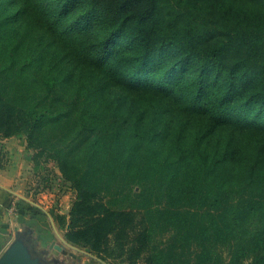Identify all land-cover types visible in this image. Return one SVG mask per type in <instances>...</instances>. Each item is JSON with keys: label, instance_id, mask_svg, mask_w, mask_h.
I'll use <instances>...</instances> for the list:
<instances>
[{"label": "trees", "instance_id": "16d2710c", "mask_svg": "<svg viewBox=\"0 0 264 264\" xmlns=\"http://www.w3.org/2000/svg\"><path fill=\"white\" fill-rule=\"evenodd\" d=\"M23 136L72 184L73 245L264 264V0H0V137Z\"/></svg>", "mask_w": 264, "mask_h": 264}, {"label": "rangeland", "instance_id": "374dc122", "mask_svg": "<svg viewBox=\"0 0 264 264\" xmlns=\"http://www.w3.org/2000/svg\"><path fill=\"white\" fill-rule=\"evenodd\" d=\"M39 55H44L46 57L45 60L38 63L39 66H42L40 77L43 76L44 73L47 75L46 72L50 69L52 63L58 61L57 53L54 51L44 53L40 50H32L27 47L24 56L26 60H23L19 67L24 70V76L29 77L28 79H31V77L36 74V68L30 67L28 61L31 59V61L34 60L36 62L41 58ZM23 138L26 139L25 136H23ZM30 151L32 152V168L29 169L30 176L27 181L30 188H28L27 192H30L29 195L33 197L35 203L42 207L41 209H45L48 212L46 219L49 233L52 234L59 245L63 244L66 246V249H63V251L52 249L50 254L58 257L64 256L66 259H70V261L73 259L76 264H129L118 256L103 260L100 255L91 252L88 248H81L68 242L66 234L69 231L70 211L75 200V191L72 184L63 178L54 161L44 162V160H42L36 166L33 161L34 151ZM134 191L138 193L140 192V188L134 186L132 189L130 188L125 191L124 194L117 199L110 200L107 198L101 201L102 198L100 197L99 201L106 205H111L110 207H115L116 209L130 207L137 204L133 194ZM108 201L111 203H108ZM36 210H40V208L38 207ZM37 216H39V214H36V218H34L35 221L39 220ZM61 218L66 221L63 226L60 224ZM21 226L22 225H19L20 229Z\"/></svg>", "mask_w": 264, "mask_h": 264}, {"label": "crops", "instance_id": "0c3cea01", "mask_svg": "<svg viewBox=\"0 0 264 264\" xmlns=\"http://www.w3.org/2000/svg\"><path fill=\"white\" fill-rule=\"evenodd\" d=\"M31 168L32 152L26 139L0 137V258L22 226L36 230L35 235L40 237L42 249H47L49 242L55 240L48 230V212L41 209L27 192ZM34 203L40 210H36L38 207ZM36 214H39L38 221L34 220ZM19 225H22L21 229Z\"/></svg>", "mask_w": 264, "mask_h": 264}, {"label": "water", "instance_id": "95a60500", "mask_svg": "<svg viewBox=\"0 0 264 264\" xmlns=\"http://www.w3.org/2000/svg\"><path fill=\"white\" fill-rule=\"evenodd\" d=\"M40 246L41 241L34 231L24 226L16 232L14 241L0 258V264H68L64 260L48 259L52 249L63 251L66 249L65 245L53 242L49 249H42Z\"/></svg>", "mask_w": 264, "mask_h": 264}, {"label": "flooded vegetation", "instance_id": "af4514ba", "mask_svg": "<svg viewBox=\"0 0 264 264\" xmlns=\"http://www.w3.org/2000/svg\"><path fill=\"white\" fill-rule=\"evenodd\" d=\"M30 229H32V228H30ZM32 230L34 231V234L37 233L35 229H32ZM35 232H36V233H35ZM38 239H39V241H41V240H40V237H38ZM53 242H56V241H55V240L50 241L49 244L47 245V246H48L47 249L50 248V245H51ZM56 243H57V242H56ZM57 245H59V244L57 243ZM48 259H59V260H64V261H66V263H68V264H76L75 261H74L73 259H71V261H70V259H66L64 256H62V257H58V256H56V255L49 254Z\"/></svg>", "mask_w": 264, "mask_h": 264}]
</instances>
